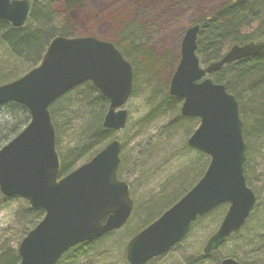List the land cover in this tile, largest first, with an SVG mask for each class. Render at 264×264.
Wrapping results in <instances>:
<instances>
[{"label": "water", "instance_id": "95a60500", "mask_svg": "<svg viewBox=\"0 0 264 264\" xmlns=\"http://www.w3.org/2000/svg\"><path fill=\"white\" fill-rule=\"evenodd\" d=\"M30 15L29 0H0V19L14 27ZM199 25L189 26L180 59L169 82V93L182 99L180 113L199 118L187 145L209 156L199 180L162 214L126 243L128 264H145L179 243L192 222L212 208L227 203L216 231L203 252L216 251L244 225L256 196L246 184V144L236 97L208 76L234 61L264 50V40L233 45L218 61L205 67L196 55ZM90 81L108 99L103 125L114 131L125 127L124 105L133 89V68L110 41L94 36H54L37 64L21 77L0 85V104L25 106L30 120L0 148V193L20 196L42 219L18 245V264H56L70 248L122 228L131 218L129 184L118 178L122 142L114 138L89 160L60 176L55 129L49 106L77 84ZM220 264H241L225 256Z\"/></svg>", "mask_w": 264, "mask_h": 264}, {"label": "trees", "instance_id": "16d2710c", "mask_svg": "<svg viewBox=\"0 0 264 264\" xmlns=\"http://www.w3.org/2000/svg\"><path fill=\"white\" fill-rule=\"evenodd\" d=\"M82 1L62 0L61 7L55 9L54 5L58 0H30V15L21 27H14L10 22L0 19V85L15 80L29 71L40 60L54 36L83 35L76 28L71 17L72 13L75 14L81 8ZM195 24L199 25L196 54L200 64L206 66L220 60L235 44L242 45L249 41L264 40V0H226L208 14H203L189 23V25ZM116 29L118 31L114 34V40L109 41L113 42L132 64L134 85L131 95H134L140 87L146 89L149 111L143 122H149L158 117L167 118L162 127V133H165L167 138L164 137L165 140H168V137L175 132L190 135L197 127L199 120L197 117L181 115V98L169 93V81L180 55L173 56L169 52L155 54L147 47L146 26L137 21L123 20L116 25ZM209 76L215 83L223 84L226 91L232 93L238 101L246 143L244 176L247 185L254 191L252 177L256 168L255 164L259 159L264 161V157L259 155L264 143V50L251 59L224 65ZM0 106H6L9 110L8 114L0 119L1 147L27 124L30 115L25 106L15 102ZM108 107V99L90 81L74 86L50 104L49 111L55 128L56 150L60 157V176L89 160L116 136L113 130L103 125ZM152 145L148 144L147 149L153 151L154 145ZM151 151L148 153L150 154ZM197 152L201 158L197 162H190L186 168L179 170L168 179L162 185L159 195H153L149 200L140 203L139 207L136 205L131 219L123 228L70 248L57 264H102L103 262H105L103 264H128L124 256L127 238L155 218L142 222L134 233L126 237L122 236L123 233L139 214L145 217L151 213L153 207L147 205L151 201L152 205L155 204V200L158 203L162 202L163 205L167 204L168 199H171L169 197L171 191L176 188L182 190L180 195L165 205L166 209L202 176L209 163V157L202 152ZM142 158L141 155H138V158H132L131 164L137 166L139 159L145 163L146 160ZM126 162L128 160L122 156L118 169L119 178L125 179L122 171ZM260 172L256 177L262 178L260 183L264 187V169ZM127 182L129 183L128 180ZM255 193L258 198L257 191ZM0 207L10 210L7 231L11 236L17 235L16 246L11 245L7 240L0 241V264H18L20 261L18 245L29 230L41 220L44 211L41 208H32L24 198L6 197L2 194H0ZM226 209L225 203L216 206L197 218L191 228L205 218L220 223ZM252 217L254 218L255 215L250 213L246 222L249 223ZM252 227L253 225L250 228L248 226L249 229ZM191 228L187 235L192 232ZM242 229L237 234L231 235L218 250L210 254H204L201 250L195 256H189L187 264H220V260L225 256L233 257L241 264H252L239 255L237 247L247 243L250 246L255 244L252 236L264 237V228H257L258 231L255 234L252 233V236L244 235L243 237ZM186 236L174 247L185 242ZM237 240H240V243H234L236 246L234 249H230L225 254L222 253L221 248L226 243ZM256 249L255 247L254 250ZM112 253H116L117 258L111 257ZM257 253L259 255L254 257V264H264V252L258 249Z\"/></svg>", "mask_w": 264, "mask_h": 264}, {"label": "rangeland", "instance_id": "374dc122", "mask_svg": "<svg viewBox=\"0 0 264 264\" xmlns=\"http://www.w3.org/2000/svg\"><path fill=\"white\" fill-rule=\"evenodd\" d=\"M224 1L226 0H83L81 8L75 14L72 13L71 17L80 33L105 40H114V34L118 31L116 25L121 21H137L146 26L148 30L147 47L152 49L155 54L169 52L173 56H178L180 55L181 41L189 23L203 14H208ZM61 5L62 0H58L54 8L59 9ZM145 94V87H140L134 95L128 98L124 106L128 112L126 126L122 131L116 132L117 138L122 142L120 158L124 156L128 160L122 171L125 179H120L129 181L134 207L136 205L139 207L140 203L149 200L153 195H159L162 185L168 179L179 170L186 168L190 162H197L201 158L197 150L187 145L186 141L189 135L175 132L168 137V140H165L167 138L165 133H162V127L167 118L158 117L152 121L143 122L149 111ZM8 111L6 106H0V119L3 115L8 114ZM148 144L154 145L153 151L147 149ZM261 149L262 152L258 154L264 157V143H262ZM149 151H151L150 154ZM138 155L143 156L142 159L146 162L139 159L137 166H134L130 160L138 158ZM200 164L202 163L200 162ZM255 166L252 183L258 198L255 208L251 212L255 217H252L251 221L246 222L242 227V237L244 235L252 236V233L255 234L258 231L257 228H264V187L260 183L262 178L256 177L264 169L263 159H259ZM181 192L182 190L179 188L171 191L169 195L171 199H168L167 204L164 205L162 202L158 203L157 200L152 205L151 201L147 204L153 207L151 213L145 217H141L139 214L122 236L126 237L134 233L142 222L157 218L158 214L165 209V205H168ZM9 219L10 210L0 207V241L7 240L11 245L16 246L17 235L11 236L7 231ZM208 219L199 221L191 228L192 232L186 236L185 242H181L178 246L146 264H187L188 257L195 256L203 249L206 240L219 225L212 218V220ZM250 223L253 225L251 229H249ZM260 233L258 232V234ZM252 238H254L255 244L251 246L248 243L243 244L237 249L240 256H243L248 263L254 264V257L259 255L257 250L264 252V237L254 235ZM234 243L239 244L240 240L226 243L221 248L222 253L225 254L230 249H234L236 247ZM255 247L256 250H254ZM111 257L117 258V254L112 253Z\"/></svg>", "mask_w": 264, "mask_h": 264}, {"label": "bare ground", "instance_id": "6f19581e", "mask_svg": "<svg viewBox=\"0 0 264 264\" xmlns=\"http://www.w3.org/2000/svg\"><path fill=\"white\" fill-rule=\"evenodd\" d=\"M238 45V44H237ZM245 224V223H244ZM244 226V225H243Z\"/></svg>", "mask_w": 264, "mask_h": 264}]
</instances>
